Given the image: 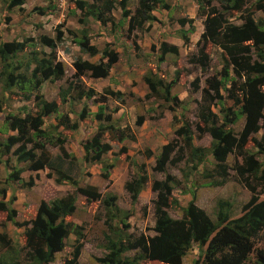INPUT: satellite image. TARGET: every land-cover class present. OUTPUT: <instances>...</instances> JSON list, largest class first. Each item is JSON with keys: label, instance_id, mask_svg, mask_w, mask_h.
I'll list each match as a JSON object with an SVG mask.
<instances>
[{"label": "trees", "instance_id": "16d2710c", "mask_svg": "<svg viewBox=\"0 0 264 264\" xmlns=\"http://www.w3.org/2000/svg\"><path fill=\"white\" fill-rule=\"evenodd\" d=\"M26 0H6L5 12L14 7H21ZM77 6L83 12L99 21L102 25L107 22H114L112 14L115 9L114 0H77ZM206 3L207 9L204 4ZM221 8L213 5L210 0H199L201 9L199 14L205 17V30L198 42V54L192 57L191 62L207 68L210 65L209 55L206 45L209 42L219 45L227 55V66L221 72L222 78L214 75L207 79V87L203 89V100L198 105V117L204 129L212 136V156L216 160L215 177L209 185L221 186L228 180L229 165L228 158L231 154H236L242 159L237 162L233 169L240 180L249 189L252 196L244 205L242 214L231 217L229 209L232 206L228 201L220 200L218 219L215 222L209 214L194 199L186 207H182L184 214L180 218L170 215L168 209L173 204H178V200L173 197V190L177 186L175 177L167 174L164 180H154L152 189L157 193L155 200L156 222L153 236H140L134 238L131 235L123 234L108 221L114 236L106 235V249L108 253L99 258L101 264H141L140 259H156L162 264H183L184 257L188 252L198 245L202 247V253L197 264H264V250L256 249L255 244L260 241L264 231V167L256 153L247 148L249 140L255 142L260 152H264V139L254 140L253 135L264 129V23L262 19H256L254 12L245 9L246 0H221ZM123 9V16L129 17L130 9L127 0L120 1ZM170 10V4L165 0H138V7L133 20L130 23L129 31L143 28L145 23L158 22V17L154 11L159 8ZM47 8L35 7L34 11L46 14ZM258 10H264L263 2L257 4ZM229 10L241 11L242 23L235 24L229 20L227 13ZM7 16L4 22L0 19V25L6 26L10 17ZM7 20V21H6ZM178 23L185 27L190 25L188 30L182 31V38L185 44H189V32L194 31L193 18H180ZM137 24L138 26H135ZM70 33L80 36L76 40L81 51L89 56L100 53L96 44L91 42L88 30L82 29L80 32L71 30ZM62 32H58L57 40H62ZM41 41L52 49L49 56H39L34 52L33 58L26 64H17L16 68L22 67L16 72L14 59L27 47L26 41L2 42L0 44V57L3 61V73L5 81L0 91L10 93L12 89L18 88L25 95L26 100L35 102V111H30L23 105L19 109L9 106L8 98L0 101V112L2 113V124H0V166L4 165L7 170L5 179H0L1 185H10L22 182V188L29 189L36 185L41 173L48 178L55 177L58 184H70L76 188L65 196L58 197L51 202L41 201L36 207L30 208L32 218L26 223L25 245L22 249L12 244L6 232L0 234L1 248L5 249V254L0 258V264H51L56 257L57 251L66 245V239L74 233L76 235L73 244V251L66 257L63 264H82L80 256L85 240V226L75 224L72 217L77 213L76 193L83 194L89 202L101 201L108 210V218H116L118 208L116 196L103 197L97 186L90 183L84 185L79 183L80 179L74 176L68 169H63L61 165L55 166L53 163V153L50 147H57L61 153L59 159L68 157L65 148L68 139L64 130L78 131L81 122L87 117V109H83L78 114V120L70 119L69 115L61 114L62 104L74 89H79L78 100L84 98L94 99L95 102L107 101L111 96L118 101H123L124 92L121 90H110V92L100 95L92 87L83 88L82 76L89 75L95 78H107L114 65L118 62L120 54L114 49L105 48L101 60L94 62L89 59L78 57L74 62L77 80L72 82L61 92L60 100L47 99L37 93L43 81L49 78L61 79L64 76L63 63L57 61V43L47 35L41 36ZM255 49V53L253 52ZM161 60L165 55L171 53L178 55L179 46L169 42H163L160 46ZM233 65L238 76H245V81L239 84L233 80L228 88L229 96L237 104H242L239 111L231 108L220 110L223 117L213 110L215 100H222L221 93L225 87V82L229 78L228 66ZM144 81L149 87L151 95L162 97L166 101H176L178 98L172 97L171 87L173 82L165 83L162 79L154 78L152 75H145ZM195 89L200 88V80L193 82ZM239 88L242 95L236 94ZM34 92V94H32ZM100 95L97 97L96 95ZM132 95H134L131 92ZM63 98L61 99V97ZM73 98V97H72ZM56 114L57 125H48L51 115ZM245 115V124L240 135H235L232 125L237 123L241 115ZM103 111L96 113V119L107 121L104 125L99 124L97 133L84 143L85 155L83 162L88 166L96 165L102 169V177L108 179L114 162L104 159V155L109 152L112 145L103 142V135L112 124V115L103 116ZM144 121L143 117L137 120L140 125ZM63 127L62 130H57ZM55 128V129H53ZM9 133L2 136V133ZM177 137L167 143L162 148V153L157 159V170L165 172L170 164L176 166L184 160L192 163V169L196 170L205 161L206 148L194 144V134L189 121L175 130ZM190 153L189 158L186 152ZM70 161V160H69ZM75 164V159L71 160ZM139 166L140 174L131 181L126 182V189L130 192L133 202L136 201L148 182V176L144 174L143 165ZM82 166V171H85ZM142 170V171H141ZM30 173V179L23 181L24 174ZM84 173H87L86 171ZM209 174L206 178H211ZM17 196L12 195L11 200L6 202L0 200V212L6 216V221L15 222L16 225H23L16 221L17 210L13 202ZM205 247V248H203ZM137 248L140 250L138 257L132 258L126 254L127 251ZM257 255L255 259L252 254Z\"/></svg>", "mask_w": 264, "mask_h": 264}, {"label": "rangeland", "instance_id": "374dc122", "mask_svg": "<svg viewBox=\"0 0 264 264\" xmlns=\"http://www.w3.org/2000/svg\"><path fill=\"white\" fill-rule=\"evenodd\" d=\"M93 2V0H87ZM115 1V9L112 14L114 22H107L102 25L93 17L87 15L77 6V0H26L21 7H14L7 13L5 12L6 0H0V19L4 22L5 17H10L6 26L0 25V44L2 42L26 41V50L14 59L15 68L17 64H26L33 58L34 52L39 56H49L52 49L41 41V36L47 35L57 40L58 32H62V40L56 41V58L63 63L64 76L61 79L49 78L43 81L37 93L47 99H58L63 90L72 82L77 80L74 62L78 57L99 62L105 48L114 49L119 52L120 57L114 65L112 73L107 78H95L89 75L82 76L83 88L92 87L100 95L109 93L110 90H121L124 92L122 100L118 101L111 96L107 101L95 102L94 99L84 98L78 100V90L74 89L66 101L62 104L61 114L69 115L70 119L78 120V114L87 109V117L81 122L78 131L64 130L70 138L65 145L68 157L59 159L61 151L57 147H50L53 153V163L55 166L61 165L63 169H68L74 176L80 179L81 184L90 183L97 186L103 197L115 195L117 212L116 218H108V210L104 204L97 200L89 202L80 193H76L78 211L72 217L75 224L85 226V240L82 248L80 262L82 264H101L99 258L104 257L106 249V235L114 236L108 221H110L123 234H128L135 239L156 234L154 226L156 222L155 200L157 193L152 189L154 180H164L167 174H171L177 181V186L173 190V197L178 200L179 205H171L168 209L174 218H180L184 214L182 207L194 199L195 203L203 208L209 216L216 222L218 219L220 200L228 201L232 206L229 209L231 217L242 214L244 205L250 200L252 194L242 183L233 166L237 162H242L236 154H231L228 158L230 176L226 183L221 186L209 185L216 176V160L212 156V136L204 129L198 117V105L203 100V89L207 87V79L211 76L222 78L221 72L227 66V55L217 44L209 42L207 53L210 65L202 68L196 63H192L193 56L198 54V42L205 30V17L199 14L201 5L199 0H165L170 4L171 9L159 7L154 11L159 21L145 23L143 28L129 31V26L133 20L135 11L138 7V0H127L130 9L129 17L123 16V9L120 1ZM211 3L221 8V0H210ZM264 0H246L245 9L254 12L256 19H262L264 23V10H258L257 4ZM207 9L206 3H203ZM35 7L47 8L46 14L34 11ZM241 11L229 10L227 13L229 20L235 24L242 23ZM193 18L194 31L189 32L190 42L185 44L182 38V31L188 30L190 25L182 27L178 20L180 18ZM6 18V19H7ZM7 21V20H6ZM135 26H138L135 24ZM86 29L91 36V42L96 44L100 53L89 56L83 53L77 43L75 34L71 30L80 32ZM163 42H169L179 46V54H167L161 60L160 46ZM264 50V46H263ZM255 53V49H253ZM3 61L0 57V89L3 87L5 77L3 73ZM23 68H16V72ZM229 78L221 93L224 95L222 100H215L213 110L223 117L220 112L223 108H231L239 111L242 104H237L229 96L233 80L239 84L245 81V76H238L234 66H228ZM112 74V76H111ZM152 75L154 78L162 79L165 83H171V95L178 98L176 101H166L162 97H155L147 94L151 93L144 81L145 75ZM199 79L200 88L195 89L193 82ZM264 89V85L262 87ZM131 92L134 94L132 95ZM236 94L242 95L239 88ZM34 94V92L32 93ZM96 95L97 97L100 96ZM18 88L12 89L10 93L0 91V101L8 98L7 102L13 109H19L25 105L30 111H35V102L26 100ZM73 97V98H72ZM63 96L61 97V99ZM116 98V97H115ZM103 111L104 117L112 115V127L103 135V142H109L112 148L104 155V159L114 162L115 166L111 169L110 177H102L100 166H87L83 162L85 155L84 143L86 139H91L98 131L99 124L107 121L96 119V113ZM56 114L51 115L49 124L55 127L58 121ZM143 117L144 121L138 125L137 120ZM2 113L0 112V124H2ZM184 121H189L192 125L194 134V144L206 148L205 161L196 170L192 169V163L187 160L182 161L176 166L168 165L166 171L157 170V159L162 153L165 144L175 139L183 141L177 137L175 130ZM264 123V120L261 121ZM245 115H241L237 123L232 125L235 135H240L244 128ZM58 127L57 130H62ZM55 129V128H53ZM9 131L2 133L4 137ZM254 140L264 139V129L253 135ZM247 148L256 153V157L264 167V152H260L255 142L249 140ZM190 153L186 152L189 158ZM75 159V164L71 162ZM70 160V161H69ZM143 165V173L148 176V182L142 189L139 197L133 202L130 192L126 189V182L137 177L139 166ZM82 166L85 167L84 173ZM7 170L4 165L0 166V179H5ZM213 174L211 178L207 175ZM30 173L24 174L23 181L30 179ZM41 173L36 185L32 188H22V182L0 186V200L8 202L12 195L17 196L13 202L17 210L16 221L23 225H16L15 222L6 221L4 213L0 212V234L6 232L12 244L19 249L25 245L26 223L32 218L30 208L37 207L41 201L51 202L52 200L71 193L74 188L70 184H58L55 177L48 178ZM264 198V193L261 195ZM28 226V225H27ZM76 235L72 233L66 239V245L57 251L55 260L51 264H63L66 257L73 251V244ZM205 248V247H203ZM255 248L264 250V231L260 241H257ZM202 247L195 245L183 259V264H197L202 253ZM140 250L133 248L126 252L132 258L138 257ZM5 254V249L1 248L0 258ZM255 254L251 255L255 259ZM141 264H162L156 259H140Z\"/></svg>", "mask_w": 264, "mask_h": 264}, {"label": "crops", "instance_id": "0c3cea01", "mask_svg": "<svg viewBox=\"0 0 264 264\" xmlns=\"http://www.w3.org/2000/svg\"><path fill=\"white\" fill-rule=\"evenodd\" d=\"M111 73H112V71H111ZM111 76H112V74H111Z\"/></svg>", "mask_w": 264, "mask_h": 264}]
</instances>
